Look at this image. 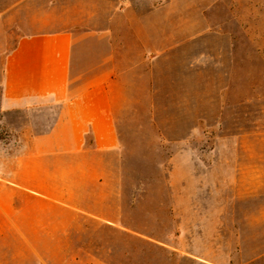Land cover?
Instances as JSON below:
<instances>
[{"label":"rangeland","instance_id":"obj_1","mask_svg":"<svg viewBox=\"0 0 264 264\" xmlns=\"http://www.w3.org/2000/svg\"><path fill=\"white\" fill-rule=\"evenodd\" d=\"M51 24L87 40L74 72L147 79L119 83L115 183L50 168L39 207L0 212V264H264V0H0V70ZM71 198L112 224L52 202Z\"/></svg>","mask_w":264,"mask_h":264},{"label":"crops","instance_id":"obj_2","mask_svg":"<svg viewBox=\"0 0 264 264\" xmlns=\"http://www.w3.org/2000/svg\"><path fill=\"white\" fill-rule=\"evenodd\" d=\"M135 41L142 51L140 65H147L146 41ZM86 43L72 26L51 24L14 35L2 56L1 213L8 212L19 198L39 207L41 199H47L41 184H49L46 174L50 168L65 174V184L115 183L120 167L111 162L122 148L119 83L127 75L145 81L147 72L133 76L136 66L121 73L95 72L89 60L81 73L74 72ZM71 199L52 202L74 216L112 224L92 207L94 202Z\"/></svg>","mask_w":264,"mask_h":264}]
</instances>
